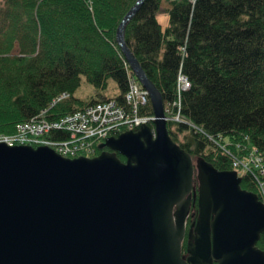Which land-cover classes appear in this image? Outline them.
<instances>
[{
  "label": "trees",
  "instance_id": "1",
  "mask_svg": "<svg viewBox=\"0 0 264 264\" xmlns=\"http://www.w3.org/2000/svg\"><path fill=\"white\" fill-rule=\"evenodd\" d=\"M135 1L0 0V133H11L62 92L70 99L54 117L82 108L85 103L73 98L81 77L98 90L112 80L121 103L129 67L115 35ZM163 3L164 29L156 20ZM124 41L164 105L175 101L178 72L187 77L180 110L194 128L166 127L193 162L230 171L225 151L238 160L252 151L264 162V0H144L125 26ZM140 113L152 114L149 101ZM53 133L58 141L66 138ZM251 167L240 175V187L263 201L264 165ZM191 213L187 225L196 201ZM256 247L264 251V232Z\"/></svg>",
  "mask_w": 264,
  "mask_h": 264
},
{
  "label": "water",
  "instance_id": "2",
  "mask_svg": "<svg viewBox=\"0 0 264 264\" xmlns=\"http://www.w3.org/2000/svg\"><path fill=\"white\" fill-rule=\"evenodd\" d=\"M143 1L115 39L148 93L152 127L106 139L92 158L0 144V264H264V203L236 171L193 162L171 140L160 92L126 46Z\"/></svg>",
  "mask_w": 264,
  "mask_h": 264
},
{
  "label": "built area",
  "instance_id": "3",
  "mask_svg": "<svg viewBox=\"0 0 264 264\" xmlns=\"http://www.w3.org/2000/svg\"><path fill=\"white\" fill-rule=\"evenodd\" d=\"M176 100L167 108L166 120L182 123L190 128L194 126L181 114V93L190 86L186 76L180 71L176 77ZM68 98L67 93L56 96L49 105L26 122L17 123L10 134H0V143L7 146L15 145H46L63 156L93 154L95 146L109 136L116 135L122 130H134L142 124L150 123L152 116L140 115L139 109L147 103V92L134 80L129 82L125 94V107L118 106L114 101H106L85 107L82 110L54 118H47L50 110L59 102ZM175 109V110H174ZM197 130V128H195ZM66 133L64 140L58 141L53 131ZM52 137L49 138L48 135ZM225 153L232 159L233 168L242 172L249 167H257L261 162L260 156L250 151L246 159L238 160L229 152ZM251 167V168H252ZM264 173V168L261 169ZM261 187V184H259Z\"/></svg>",
  "mask_w": 264,
  "mask_h": 264
},
{
  "label": "rangeland",
  "instance_id": "4",
  "mask_svg": "<svg viewBox=\"0 0 264 264\" xmlns=\"http://www.w3.org/2000/svg\"><path fill=\"white\" fill-rule=\"evenodd\" d=\"M168 7L167 4L163 3L161 5V9L156 14V20L160 24V26L164 29L166 28L168 23V15L164 11ZM118 94L117 87L115 83L112 80L107 81V86L105 90H98L91 85H89L84 77H81L80 85L76 89V91L73 93V98L76 100H80L82 103H90L93 100H99V99H110L114 98ZM244 172L240 171L239 174H243ZM258 192H263L262 187L257 186Z\"/></svg>",
  "mask_w": 264,
  "mask_h": 264
},
{
  "label": "flooded vegetation",
  "instance_id": "5",
  "mask_svg": "<svg viewBox=\"0 0 264 264\" xmlns=\"http://www.w3.org/2000/svg\"><path fill=\"white\" fill-rule=\"evenodd\" d=\"M190 225H191V224H188V225L186 226V231H185L186 233H187V231L189 230ZM185 240H186V237L184 238L183 242H185ZM183 242H182V243H183ZM182 253L185 254V250H183Z\"/></svg>",
  "mask_w": 264,
  "mask_h": 264
},
{
  "label": "bare ground",
  "instance_id": "6",
  "mask_svg": "<svg viewBox=\"0 0 264 264\" xmlns=\"http://www.w3.org/2000/svg\"><path fill=\"white\" fill-rule=\"evenodd\" d=\"M128 76V75H127ZM129 82H130V76H128V86H129ZM128 88V87H127ZM127 93V91H125L124 95Z\"/></svg>",
  "mask_w": 264,
  "mask_h": 264
},
{
  "label": "clouds",
  "instance_id": "7",
  "mask_svg": "<svg viewBox=\"0 0 264 264\" xmlns=\"http://www.w3.org/2000/svg\"><path fill=\"white\" fill-rule=\"evenodd\" d=\"M180 124H182V123H180Z\"/></svg>",
  "mask_w": 264,
  "mask_h": 264
}]
</instances>
